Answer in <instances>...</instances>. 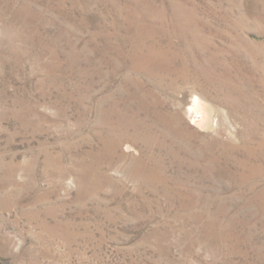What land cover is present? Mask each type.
Wrapping results in <instances>:
<instances>
[{
	"label": "rangeland",
	"instance_id": "374dc122",
	"mask_svg": "<svg viewBox=\"0 0 264 264\" xmlns=\"http://www.w3.org/2000/svg\"><path fill=\"white\" fill-rule=\"evenodd\" d=\"M0 264H264V0H0Z\"/></svg>",
	"mask_w": 264,
	"mask_h": 264
},
{
	"label": "bare ground",
	"instance_id": "6f19581e",
	"mask_svg": "<svg viewBox=\"0 0 264 264\" xmlns=\"http://www.w3.org/2000/svg\"><path fill=\"white\" fill-rule=\"evenodd\" d=\"M208 105H206L204 102L199 101V99L195 98L194 99V106H193L192 110L188 112V115L190 113H192V111L196 112V114L197 113L201 114V120H200V126L201 127H206L207 126V124L210 121V118H211V116L213 114L211 106L209 107ZM191 116H192V114H191ZM198 122H196V124ZM198 125H199V123H198Z\"/></svg>",
	"mask_w": 264,
	"mask_h": 264
}]
</instances>
